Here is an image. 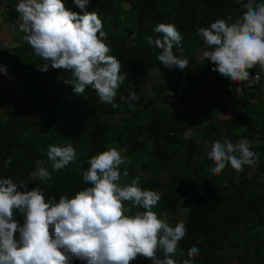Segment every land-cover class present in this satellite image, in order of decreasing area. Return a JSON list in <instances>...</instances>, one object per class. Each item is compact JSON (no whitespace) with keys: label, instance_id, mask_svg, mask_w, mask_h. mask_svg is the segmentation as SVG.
Instances as JSON below:
<instances>
[{"label":"trees","instance_id":"1","mask_svg":"<svg viewBox=\"0 0 264 264\" xmlns=\"http://www.w3.org/2000/svg\"><path fill=\"white\" fill-rule=\"evenodd\" d=\"M63 2L66 9L83 14L73 0ZM246 2L89 0L83 11L96 12L101 18L103 30L108 34L105 43L112 49L110 55L121 62V72L126 76L117 92L118 108L100 103L90 86L82 96L75 95L72 86L64 83L71 78L70 72L50 65L47 71H41L44 61L32 54L24 40L19 42L14 46L13 59L18 84L0 88V107L7 104L0 115V177H11L17 183L28 180L34 161L47 159L49 144L62 146L70 141L76 149L75 161L53 174L51 187L45 184L41 188L46 199L54 197L58 202L61 195L71 198L90 186L82 180L89 157L109 149L113 141L130 154L143 152L152 158L154 174L138 186L161 195L152 209L158 219L162 220L166 213L175 215L185 206L183 218L169 223L174 226L183 222L186 226V237L177 250L178 254L183 253L181 258L187 259V250L195 246L200 254L193 258L192 264H234L229 259V250L238 251L235 264H264V230L258 229L264 227V193L259 194L250 186L255 182L264 187V173L262 179L252 170L254 166H244L239 173L226 166L221 174L213 176L207 165L213 164L203 144L196 136L186 135L188 129L201 125V119L206 118L204 100L208 96L235 94L229 86L236 81L196 64V54L203 43L196 29L209 27L215 20L230 15L233 20L229 22H234ZM125 4L129 6L126 8ZM157 23L174 24L182 34V41L173 51L177 57L189 61L184 70L165 68L157 59L159 50L148 45L146 37L154 35L152 30ZM133 33L137 34L135 47L130 46ZM194 67L199 70L192 75L190 70ZM154 71L158 77L148 79ZM207 74H212L214 82L205 89ZM146 79L154 81V86L145 89L142 85ZM129 89L140 96L139 101H134L135 110L120 100ZM245 97L250 104L233 109L232 116L225 120L211 121L201 138L213 142L227 137L235 143L239 137H249L255 140L251 149L260 153L258 163L264 164V95L252 92ZM251 97H255L253 102L249 101ZM165 98L176 99L182 108L171 112L167 106H159L157 101ZM227 107L222 102L219 112ZM31 108L40 112L27 115L26 110ZM114 113H118L115 125L109 126L103 117ZM237 129L242 131L235 133ZM8 157L12 162L4 168ZM160 174L166 176V181H161ZM38 186L29 181L28 190ZM124 204L128 206L126 215L144 211L130 201ZM14 215L23 222V216L15 210ZM72 264L82 262L73 260ZM130 264L152 262L138 256Z\"/></svg>","mask_w":264,"mask_h":264},{"label":"clouds","instance_id":"2","mask_svg":"<svg viewBox=\"0 0 264 264\" xmlns=\"http://www.w3.org/2000/svg\"><path fill=\"white\" fill-rule=\"evenodd\" d=\"M89 0H73L83 14L66 9L63 0H19L18 14L13 27L23 33V40L32 54L44 63L41 71L63 69L71 73L65 79L73 93L82 96L91 87L100 103L118 108L115 102L119 87L126 76L121 62L110 55L112 49L105 43L108 34L96 12L83 11ZM240 3V0H237ZM217 19L209 27H198L205 50L200 62L209 60L217 71L230 81L253 83L250 69L259 66L264 72V0H248L234 22ZM154 35L146 37L148 45L158 49L157 59L167 69L184 70L189 61L174 55V46L182 41V34L171 23H157ZM136 33L130 37L135 47ZM0 73L7 76L6 66ZM258 80V77H257ZM140 96L129 89L120 100L135 110ZM207 158L213 166L210 172L219 175L230 166L237 173L244 166H255L260 153L251 149L250 141L241 138L214 140ZM77 153L72 143L48 145L47 159H36L28 180L14 182L11 177H0V264H130L138 256L152 264H192L200 250H187V259L178 254L179 242L186 237L183 222L174 226L158 219L152 211L161 195L142 190L136 176L127 184L122 178L129 172L122 165L131 164L116 148H109L89 157V167L82 172V180L90 185L73 197L61 195L45 198L41 185L51 187L54 173L74 162ZM12 162L8 157L4 168ZM29 181L38 184L28 190ZM22 189V190H21ZM131 202L144 211L126 215L124 202ZM14 210L23 216L20 223ZM51 227V231H50Z\"/></svg>","mask_w":264,"mask_h":264},{"label":"rangeland","instance_id":"3","mask_svg":"<svg viewBox=\"0 0 264 264\" xmlns=\"http://www.w3.org/2000/svg\"><path fill=\"white\" fill-rule=\"evenodd\" d=\"M129 6V4H125V7L127 8ZM108 19V17H107ZM202 40V38H201ZM205 50V47L203 45V43L201 44V48L197 51L196 54V64L198 65V67H202V66H208L207 68H213L214 64L209 61V60H205L204 62H200V56L202 55L203 51ZM198 67H194L190 70V74L194 75L197 73V71L199 70ZM160 75V74H159ZM154 77H158V73L156 71H154L152 73V75L149 76L148 79H152ZM161 78V75H160ZM214 82L213 80V76L212 74H207L205 77V83L204 86L205 89L207 87H209L212 83ZM154 81H147V79L145 80V82L143 83V87L145 89H148V87H153L154 86ZM148 95H151L152 93L150 91H147ZM187 95V94H186ZM247 97H245V95H238L237 93H235L234 95L231 96H226L224 94H222L221 96H218L216 98H212V97H207L204 100V108L206 111V118H202L201 119V125L199 126H192L190 129H188L186 131V135H194L196 136V139L201 142L203 145V148L205 150V153L208 152L210 150V146L212 142H209L207 140H202L201 136L202 133L204 132L205 128L210 124L211 121L215 122L214 120H225L227 117L232 116V110L237 108L238 106H246L248 104H250L248 101ZM251 102H253L254 100H249ZM224 102L227 104V108L223 111V112H219V106L220 104ZM195 103H199L198 101H195ZM201 103V102H200ZM157 104L159 106H167L168 109L171 112H175V111H179L182 108V104L179 103L176 99L173 98H165L162 100H158ZM40 112V109L38 108H31L26 110V114H36ZM3 112H1L2 114ZM0 114V115H1ZM118 113H114V114H108L105 115L103 117V121L108 124L109 126H113L115 125L116 119H117ZM242 131V129H237L235 131V133H240ZM242 134V133H241ZM143 138V137H142ZM241 138H246L248 139L249 137H241ZM252 138H256V137H252ZM250 141L251 144V148L254 145L255 140L253 139H248ZM149 145V144H147ZM110 148H116L122 155V157H128L131 160V164H126V165H122L120 168V171L123 172L124 168H127L128 172H129V176L122 178V180L120 181L121 184H127L131 181L132 178L139 176L140 177V181L143 180H147L150 179L152 177V175L154 174V171L152 170L151 166H152V158L149 157L147 154L145 153H140V154H130L128 153V149L125 147H120L118 146L115 142H111L109 144ZM143 164H148L150 165V167H144ZM208 165V169L210 170V168L212 167L211 164H207ZM160 179L161 181H166V176L164 174H160ZM126 209H128V206H125ZM184 211H185V206H181L179 211L177 212V214L175 215H171L166 213L163 216V221L167 222V223H173L176 221H179L183 218L184 216ZM137 212H142L141 210H138ZM127 213V211L125 212ZM135 214V213H134ZM258 229L260 230H264L263 226H259ZM238 253V251L236 250H229L228 252V256L229 259L232 263H236L235 260V256Z\"/></svg>","mask_w":264,"mask_h":264},{"label":"crops","instance_id":"4","mask_svg":"<svg viewBox=\"0 0 264 264\" xmlns=\"http://www.w3.org/2000/svg\"><path fill=\"white\" fill-rule=\"evenodd\" d=\"M18 2L19 0H0V65L6 66L7 70V76L0 73V88L16 86L18 84V75L13 69L14 46L23 41V33L18 32L13 27V22L18 16L15 12V6ZM256 2L259 3L262 0H256ZM6 106L7 104L4 103L3 107H0V114L5 110ZM239 139L241 137L237 141ZM252 170L261 175L264 173V164L257 163ZM250 186L257 193H264V187L261 184L252 182Z\"/></svg>","mask_w":264,"mask_h":264},{"label":"built area","instance_id":"5","mask_svg":"<svg viewBox=\"0 0 264 264\" xmlns=\"http://www.w3.org/2000/svg\"><path fill=\"white\" fill-rule=\"evenodd\" d=\"M250 78L252 77L253 83L249 82H238L231 84L229 87L234 89V92L238 95H247L248 93H259L264 95V72H261L259 66L254 69H250ZM258 77V80H257ZM249 100H255V97L249 98ZM263 173L261 177L263 179Z\"/></svg>","mask_w":264,"mask_h":264}]
</instances>
